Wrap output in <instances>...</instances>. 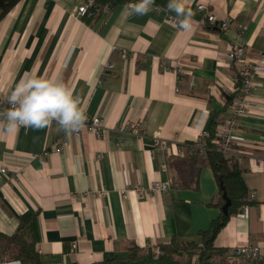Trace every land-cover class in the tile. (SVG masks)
I'll return each instance as SVG.
<instances>
[{
    "label": "crops",
    "instance_id": "obj_1",
    "mask_svg": "<svg viewBox=\"0 0 264 264\" xmlns=\"http://www.w3.org/2000/svg\"><path fill=\"white\" fill-rule=\"evenodd\" d=\"M82 2L20 0L0 21V96L26 73L55 78L103 125L100 136L85 128L68 135L55 121L41 130L0 126V264H21L4 238L21 219L42 264H92L126 257L131 244H200L220 212L206 158L176 148L230 116L236 84L226 55L233 46L246 47L249 61L264 53V0H188L190 31L154 6L146 15L121 4L78 16ZM199 4L229 27L207 22ZM250 101L232 150L245 153L238 166L254 199L215 237L224 251L264 238V74ZM126 121L142 134L120 129ZM156 138L169 147L153 150ZM153 182L169 189L153 192Z\"/></svg>",
    "mask_w": 264,
    "mask_h": 264
},
{
    "label": "trees",
    "instance_id": "obj_2",
    "mask_svg": "<svg viewBox=\"0 0 264 264\" xmlns=\"http://www.w3.org/2000/svg\"><path fill=\"white\" fill-rule=\"evenodd\" d=\"M19 1L0 0V21ZM91 1L90 10L93 12H98L102 8H112L121 4H135L138 2V0ZM167 2L168 0H155L154 7L169 12L166 8ZM169 13L175 15L173 12ZM213 127L212 125L209 128L207 143H210V140L215 135V127ZM193 151H189V153ZM195 154L202 155L198 151ZM203 156L212 169L218 185L217 197L220 212L211 221L208 228L200 232V244L194 241L177 240H171L168 243H157L160 253L153 250L157 244L152 245L154 247H148L149 250L151 249V253L149 250L143 252L136 244H131L127 247L129 253L126 257H112L92 264H179L180 262L176 260V256H185L184 264H226L228 251L215 248L213 242L219 231L225 226L228 218L246 203L248 191L242 178L241 169L234 159H226L213 150L206 152ZM223 194L230 201L226 214L221 211V207L225 203ZM4 238L9 243L18 246V252L13 256L15 260L21 264H42L39 259V253L36 250V242L31 233L29 220L21 219L16 231L10 236H4Z\"/></svg>",
    "mask_w": 264,
    "mask_h": 264
},
{
    "label": "built area",
    "instance_id": "obj_3",
    "mask_svg": "<svg viewBox=\"0 0 264 264\" xmlns=\"http://www.w3.org/2000/svg\"><path fill=\"white\" fill-rule=\"evenodd\" d=\"M92 1H83L77 8L78 16H92L93 11L90 10ZM161 10V8L156 7ZM198 10L203 12L206 21L216 24L221 29H227L229 22L227 20H218L212 14L207 13V8L203 4L198 5ZM168 22L177 26V19L173 14H167ZM246 47L233 46L227 53L226 59L235 69L234 82L236 84V95L230 105V116L225 118L215 129V135L207 143L208 133L202 132L195 140L177 145V153L182 154L184 149L187 151L196 150L200 154L205 155L208 151H216L226 159H234L237 163L243 160L244 152L233 151L232 146L234 140L232 134L237 130L239 121L242 117L252 113L250 95L254 86V79L260 74H264V53H260L256 60L249 61L246 57ZM105 68H112L109 63L105 64ZM7 97L0 96V126L8 125V121L4 118V112L9 109ZM86 130L100 136L103 132L102 120L100 117L87 118L85 126ZM120 129L128 128L132 133L140 135L143 132L142 126L137 122H123L119 126ZM82 129V128H81ZM169 147V142L164 139L156 138L153 143V150H164ZM5 169L2 168L1 172ZM150 189L153 192H163L169 189L168 183L153 182ZM254 194L248 192L246 202H251ZM76 243L72 244V248L76 249ZM226 261L229 264H264V238L253 245L233 247L228 250Z\"/></svg>",
    "mask_w": 264,
    "mask_h": 264
},
{
    "label": "clouds",
    "instance_id": "obj_4",
    "mask_svg": "<svg viewBox=\"0 0 264 264\" xmlns=\"http://www.w3.org/2000/svg\"><path fill=\"white\" fill-rule=\"evenodd\" d=\"M155 0H138L127 6L129 15H146L153 10ZM166 8L175 13L177 26L185 31L193 29L195 21L188 8V0H168ZM9 109L4 112L8 127L41 130L53 121L65 134L79 132L86 123L85 109L73 89L63 81L26 73L8 96Z\"/></svg>",
    "mask_w": 264,
    "mask_h": 264
},
{
    "label": "rangeland",
    "instance_id": "obj_5",
    "mask_svg": "<svg viewBox=\"0 0 264 264\" xmlns=\"http://www.w3.org/2000/svg\"><path fill=\"white\" fill-rule=\"evenodd\" d=\"M154 247V246H152ZM151 248V247H150ZM140 250H142L143 252H146L147 250H149V248H140ZM151 250V249H150ZM149 250V252L151 253V251ZM154 251H157V253H160V249H159V246L158 244L154 247L153 249ZM176 260L178 262H180L179 264H184V261L186 260V257L185 256H176ZM227 262V261H226ZM226 264H229L228 262ZM241 264V263H240Z\"/></svg>",
    "mask_w": 264,
    "mask_h": 264
},
{
    "label": "water",
    "instance_id": "obj_6",
    "mask_svg": "<svg viewBox=\"0 0 264 264\" xmlns=\"http://www.w3.org/2000/svg\"><path fill=\"white\" fill-rule=\"evenodd\" d=\"M223 198L225 200V203L223 204V206L221 207V211L226 214L227 213V207L230 205V201L229 199L226 197L225 194H223Z\"/></svg>",
    "mask_w": 264,
    "mask_h": 264
}]
</instances>
